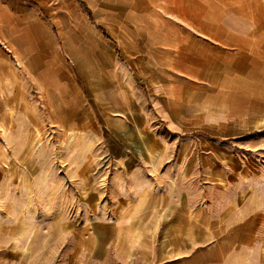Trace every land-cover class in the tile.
I'll return each instance as SVG.
<instances>
[{
  "label": "crops",
  "instance_id": "1",
  "mask_svg": "<svg viewBox=\"0 0 264 264\" xmlns=\"http://www.w3.org/2000/svg\"><path fill=\"white\" fill-rule=\"evenodd\" d=\"M82 1L0 0L19 65L0 45V78L19 76L0 111L31 112L11 150L36 203L0 226V248L264 264V0ZM35 129L56 140L32 146Z\"/></svg>",
  "mask_w": 264,
  "mask_h": 264
},
{
  "label": "rangeland",
  "instance_id": "2",
  "mask_svg": "<svg viewBox=\"0 0 264 264\" xmlns=\"http://www.w3.org/2000/svg\"><path fill=\"white\" fill-rule=\"evenodd\" d=\"M0 45L4 48L7 54H11V59L15 63L16 61L10 48L7 45H3L2 42H0ZM15 65L18 69L19 65L17 62ZM9 76L6 75V77L0 78V84L2 83L3 85L4 83L7 84L19 80L18 73L12 74L10 77ZM15 92L17 91L13 89L7 90L0 88V103H7V101L9 102V98H13V96H15ZM31 96L34 95H29V98H31ZM6 108L8 114H4V109L3 111H0V226L3 225L5 221H16L17 217L21 212H23V209L26 207V205L30 207L36 205V203L23 201L19 195L17 182L20 176L19 157L21 155L14 153L11 150L18 148L23 149L26 145L27 138L21 136V133L26 126L23 127L24 124L17 121V117L18 114L21 115L23 111L26 113H29L30 111H21L19 108L14 106L11 108L9 105H7ZM15 120L17 124L15 129L18 132L16 139L13 140L20 144H17L18 146L13 147L10 144L12 139L7 133L15 125ZM32 135L33 138H31V140L33 141L32 146L34 147L49 146L51 145L52 140H56L52 137V134H47L42 129H35V135L34 131ZM105 159L106 158H104L103 161ZM13 185L16 186L12 188ZM29 211L28 219L35 220V217L33 216L35 211ZM23 245L24 246L21 248L20 243L17 242L15 243V246L13 245V247L9 250L0 248V264H70L69 258L67 257L59 256V258H56L51 242H42L34 238L32 242H24ZM59 245H61V243ZM73 262L74 264H122L121 260L117 258L115 251L110 252L109 256L102 260L84 259L81 257L76 258Z\"/></svg>",
  "mask_w": 264,
  "mask_h": 264
},
{
  "label": "trees",
  "instance_id": "3",
  "mask_svg": "<svg viewBox=\"0 0 264 264\" xmlns=\"http://www.w3.org/2000/svg\"><path fill=\"white\" fill-rule=\"evenodd\" d=\"M81 2V4H84L82 0H79Z\"/></svg>",
  "mask_w": 264,
  "mask_h": 264
}]
</instances>
